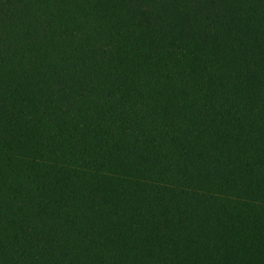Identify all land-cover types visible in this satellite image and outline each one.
Wrapping results in <instances>:
<instances>
[{"label":"trees","instance_id":"obj_1","mask_svg":"<svg viewBox=\"0 0 264 264\" xmlns=\"http://www.w3.org/2000/svg\"><path fill=\"white\" fill-rule=\"evenodd\" d=\"M0 264H264V0H0Z\"/></svg>","mask_w":264,"mask_h":264}]
</instances>
